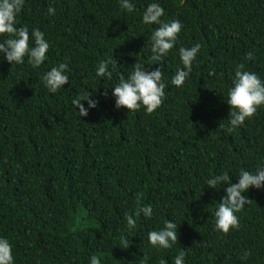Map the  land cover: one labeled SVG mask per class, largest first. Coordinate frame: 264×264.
Here are the masks:
<instances>
[{
    "label": "trees",
    "instance_id": "obj_1",
    "mask_svg": "<svg viewBox=\"0 0 264 264\" xmlns=\"http://www.w3.org/2000/svg\"><path fill=\"white\" fill-rule=\"evenodd\" d=\"M129 2L131 13L120 0H25L16 26L40 29L50 47L38 68L0 53V238L14 264H90L93 255L102 264H139L144 255L147 264H174L181 250L184 264H264V187L242 193L252 202L235 213L239 229L224 234L215 212L229 185H207L225 171L238 183L242 168H264V105L226 130L236 65L264 82V0ZM150 3L164 8L163 22L183 25L159 62L151 41L159 25L142 21ZM197 42L192 71L176 87L179 48ZM109 58L111 78L98 77ZM136 62L163 72L165 97L151 114L115 106L114 87ZM59 63L69 82L50 93L43 76ZM85 94L98 103L82 101L88 115L80 116L73 101ZM148 205L150 218L135 216ZM125 213L137 221L131 230ZM166 220L178 225V241L153 247L148 233Z\"/></svg>",
    "mask_w": 264,
    "mask_h": 264
},
{
    "label": "clouds",
    "instance_id": "obj_2",
    "mask_svg": "<svg viewBox=\"0 0 264 264\" xmlns=\"http://www.w3.org/2000/svg\"><path fill=\"white\" fill-rule=\"evenodd\" d=\"M24 3L25 0H0V35L7 34L9 37L0 42V53H4L6 60L12 64L24 63L27 56L28 63L33 68H38L46 60V53L50 45L45 39L44 32L40 29H33L30 33L28 26H16V17L22 11ZM120 7L129 13L135 10L129 0H120ZM48 13L54 14L55 9L50 7ZM164 13L165 10L159 3H150L142 17V21L146 25H159L151 36L152 52L154 53L152 60L154 62L162 61V57L173 49L183 27L178 19L163 22L161 17ZM30 40L33 41V46H30ZM201 47V43L197 42L191 48H179V57L183 67L178 68L173 75L171 80L173 85L176 87L184 85ZM247 58H253L251 52L247 54ZM115 63L117 62L111 58L100 61L96 75L111 78L112 72L109 71V65ZM67 71L68 65L59 63L44 74L43 82L50 93H56L68 84ZM210 75H214V73H210ZM162 77L163 72L160 67L149 71L144 65L136 62L128 78L125 79L121 76L119 83L114 87L112 95L116 98L115 106L118 109L123 107L132 112L139 111L143 106L148 114L153 113L162 105L165 97L166 84ZM104 95L106 96L107 92ZM227 95V104L231 109L229 112L231 126L226 130L231 132L237 126L243 125L246 119L253 117L259 106L264 105V82L254 72L245 70L243 63L238 64L235 68L233 86L229 88ZM82 101H86L89 108L97 107L98 101L92 99V94H85L82 99H75L73 104L79 109L80 116L88 115V110L85 109ZM225 183L229 186L226 188V196L218 204L215 212V228L227 234L230 229H239L240 227L235 213L242 211L245 205L252 202L242 193L247 192L250 187L257 189L264 187V168H257L254 173L242 168L239 172L238 183H231L227 171L207 180V185L211 188H217L218 185L222 186ZM141 214L150 218L153 214L152 207L148 205L137 208L135 216L139 217ZM125 219L129 230L136 226L137 221L132 214L125 213ZM164 225L162 229L148 233V241L153 247L168 249L178 241V225L167 220ZM250 254L249 251H245L244 258ZM185 255L186 253L181 250L174 258V264H184ZM148 259L149 257L144 255L139 264H147ZM0 264H14L12 245L5 238H0ZM90 264H102L101 258L96 255L91 256ZM159 264H167V262L162 259Z\"/></svg>",
    "mask_w": 264,
    "mask_h": 264
}]
</instances>
